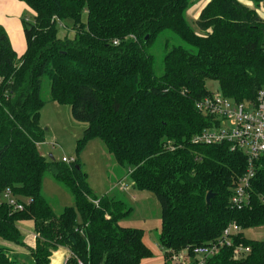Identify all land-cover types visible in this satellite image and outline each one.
I'll list each match as a JSON object with an SVG mask.
<instances>
[{
  "label": "trees",
  "instance_id": "trees-1",
  "mask_svg": "<svg viewBox=\"0 0 264 264\" xmlns=\"http://www.w3.org/2000/svg\"><path fill=\"white\" fill-rule=\"evenodd\" d=\"M34 12L25 19L27 49L14 50L0 24V193L12 189L23 210L0 205V237L27 246L20 256L0 247V264H52L59 247L64 264H142L154 256L144 230L120 222L133 207L97 197L82 163L49 159L41 111L50 99L71 106L87 123L78 151L101 139L133 186L154 192L160 203L159 245L164 264L186 247L213 244L237 222L236 245L248 246L244 258L222 247L207 264H264V240L245 230L264 226V157L256 163L249 203L231 206L234 181L246 172L247 156L231 143L194 144L214 124L196 107L211 94L208 80L237 101H254L264 88V0H208L191 25L188 10L200 0H20ZM74 36H60L59 23ZM172 31L186 42L164 51L157 74L152 45ZM51 173L74 197L75 206L57 213L43 192ZM215 193L209 203L207 194ZM32 220L37 241L28 246L17 223Z\"/></svg>",
  "mask_w": 264,
  "mask_h": 264
},
{
  "label": "rangeland",
  "instance_id": "rangeland-1",
  "mask_svg": "<svg viewBox=\"0 0 264 264\" xmlns=\"http://www.w3.org/2000/svg\"><path fill=\"white\" fill-rule=\"evenodd\" d=\"M206 1L200 0L188 10L189 21L197 32H200V29L196 19L199 17ZM198 10L199 12L196 15ZM260 12L264 15V9H260ZM23 18L24 20L27 18L30 22L34 21V16L30 11L26 12ZM59 25L61 36H74V29H72L70 23L61 22ZM166 44L172 47L179 44L186 45V42L172 31L158 37L151 49L155 57L157 74L164 72L163 58ZM207 87L211 92H220L219 83L215 80H208ZM42 95L48 100L41 111V125L46 131V140L40 144L42 153L49 159H52L50 154H53L54 159L58 161H62L64 156L74 160L78 159L88 173V182L97 197L107 195L115 199H121L134 208L130 215L120 223L123 226L144 229L146 240L157 246L162 227L161 203L157 195L149 190L135 188L129 174V168L122 167L117 163L101 139L89 140L78 151L79 139L82 138L87 123L77 121L72 116L70 105H61L49 100L50 81L48 78L43 81ZM43 192L57 213H60L64 207L76 205L71 192L56 180L51 173L45 175ZM245 234L249 238L264 240V226L246 229ZM26 238L24 236L25 240ZM246 250L248 249L246 248ZM181 251H178L175 255H178ZM249 253L248 251L241 253L237 258L247 257ZM171 264L178 263L172 262Z\"/></svg>",
  "mask_w": 264,
  "mask_h": 264
},
{
  "label": "built area",
  "instance_id": "built-area-1",
  "mask_svg": "<svg viewBox=\"0 0 264 264\" xmlns=\"http://www.w3.org/2000/svg\"><path fill=\"white\" fill-rule=\"evenodd\" d=\"M196 107L203 114L213 117L214 124L196 135L192 141L194 144L229 142L233 150L242 151L247 156L246 172L235 179L231 196V206L242 208L250 202L249 190L251 180L256 174V163L264 157V88L259 91L254 101H237L221 91L211 92L197 100ZM62 160L67 163L75 161L66 156ZM24 201L19 200L10 188L0 193V205L6 202L15 210H23ZM241 231V226L232 222L224 229L219 241L186 247L178 255H175L178 252H174L170 259L178 264H207L209 258L225 246L232 247L234 257L237 258L241 253L251 251L248 246L235 244L234 235Z\"/></svg>",
  "mask_w": 264,
  "mask_h": 264
},
{
  "label": "crops",
  "instance_id": "crops-1",
  "mask_svg": "<svg viewBox=\"0 0 264 264\" xmlns=\"http://www.w3.org/2000/svg\"><path fill=\"white\" fill-rule=\"evenodd\" d=\"M207 2L208 0L205 2L203 7H205ZM29 11L34 16V12L32 11V9L23 1L0 0V24L3 25L4 28L6 29L11 44L14 50L17 52L18 56H22L27 49V40L24 31L25 20L23 16L25 15L26 12ZM198 12L199 10L196 12V15ZM25 19L27 20V18ZM57 103L61 105H68L59 102ZM17 225L20 228L23 237L24 236L27 237L26 240L24 239L25 243L30 247H35L37 241V234L35 230L34 221L20 220L18 221ZM144 241L153 250L154 256L151 258L144 259L142 264H164V252L161 250L160 245L158 244L157 246H155L154 244L146 240V234H144ZM1 246L9 247L11 249V253L13 252L20 256H26L30 253V250L27 246L18 245L16 243L9 242L3 239L2 237H0V247ZM69 256H70L69 248L59 247L57 250L54 251L51 257L52 264H64Z\"/></svg>",
  "mask_w": 264,
  "mask_h": 264
},
{
  "label": "water",
  "instance_id": "water-1",
  "mask_svg": "<svg viewBox=\"0 0 264 264\" xmlns=\"http://www.w3.org/2000/svg\"><path fill=\"white\" fill-rule=\"evenodd\" d=\"M50 157H51L52 159H54L53 154H50ZM214 194H215V193H213V192H209V193L207 194V201H208L209 203L211 202V199H212V197L214 196Z\"/></svg>",
  "mask_w": 264,
  "mask_h": 264
}]
</instances>
